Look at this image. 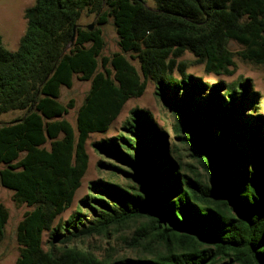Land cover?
Returning <instances> with one entry per match:
<instances>
[{"label":"trees","instance_id":"obj_1","mask_svg":"<svg viewBox=\"0 0 264 264\" xmlns=\"http://www.w3.org/2000/svg\"><path fill=\"white\" fill-rule=\"evenodd\" d=\"M23 17L16 50L0 36V115L21 112L0 123V185L31 207L14 264H264L259 93L249 78L208 85L181 59L232 75L235 41L243 60L264 65V0H33ZM109 19L120 49L110 57ZM74 76L90 86L72 125L73 100L59 96ZM147 81L174 116V141L149 110L131 109L92 143L103 173L76 198L89 135L106 133ZM7 219L0 201V242Z\"/></svg>","mask_w":264,"mask_h":264},{"label":"rangeland","instance_id":"obj_2","mask_svg":"<svg viewBox=\"0 0 264 264\" xmlns=\"http://www.w3.org/2000/svg\"><path fill=\"white\" fill-rule=\"evenodd\" d=\"M33 0H0V36L3 46L14 51L19 45V40L24 33L26 22L23 17L24 9L31 6ZM93 16L83 14L79 19V24L86 26L93 24ZM102 35L104 39V47L102 49V56L110 57L113 53L118 52L119 46L117 44V34L111 19L107 23L101 26ZM229 49L234 52V67L232 75H216L214 73H208L204 71L203 64L195 63L194 57L191 53L186 52L181 59L187 61L186 71L197 76H201L203 82L211 84L215 79L223 80L225 82H231L238 78H249L250 83L253 86V90L259 93L257 98V105L259 106L261 113L264 114V65H255L249 61L243 60L237 52L240 49V45L235 42H229ZM129 59V54H126ZM137 68L138 63L135 59L130 60ZM90 86L89 81L79 80L76 76L73 77L72 85L70 87H61L60 89V102L66 104L69 100H73V107L70 108L63 117L70 121L72 125H75V116L78 106L82 103L85 94ZM208 87L206 88V91ZM156 89L152 82L147 81L143 94L139 97L130 98L124 105L120 115L111 125L109 130L104 134L92 133L89 135L86 141V152L89 157L88 167L82 179V185L76 193V198L86 193V182L95 179L102 175V171L97 167V162L100 159V155L94 150L93 142L107 138L114 134L119 129L121 122L126 118L129 111L133 108H144L149 110L155 117L158 125L166 132V141L168 146L170 141H174L170 134L172 123L174 122V116L172 112L166 108L159 96L155 93ZM21 114L19 111L8 112L0 115V123L7 122L13 117ZM2 164H0V168ZM0 201L8 211V219L4 227V236L0 242V264H14L19 254V245L16 239V228L18 222L21 220L25 211L30 210L31 207L24 203H16L13 200V193L11 190L2 187L0 185ZM68 215V212L64 214V217ZM122 241L114 240L113 244L118 246ZM89 246L93 251L98 254L104 253L103 248L105 240L98 237L89 238Z\"/></svg>","mask_w":264,"mask_h":264},{"label":"water","instance_id":"obj_3","mask_svg":"<svg viewBox=\"0 0 264 264\" xmlns=\"http://www.w3.org/2000/svg\"><path fill=\"white\" fill-rule=\"evenodd\" d=\"M89 29H91V25H89ZM73 39V37L71 38V40Z\"/></svg>","mask_w":264,"mask_h":264}]
</instances>
